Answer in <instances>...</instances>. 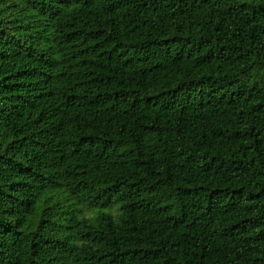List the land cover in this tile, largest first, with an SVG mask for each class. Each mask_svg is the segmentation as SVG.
I'll return each instance as SVG.
<instances>
[{
  "label": "trees",
  "instance_id": "1",
  "mask_svg": "<svg viewBox=\"0 0 264 264\" xmlns=\"http://www.w3.org/2000/svg\"><path fill=\"white\" fill-rule=\"evenodd\" d=\"M0 264H264V0H0Z\"/></svg>",
  "mask_w": 264,
  "mask_h": 264
},
{
  "label": "rangeland",
  "instance_id": "2",
  "mask_svg": "<svg viewBox=\"0 0 264 264\" xmlns=\"http://www.w3.org/2000/svg\"><path fill=\"white\" fill-rule=\"evenodd\" d=\"M86 205V203L82 202L81 204H79L78 206L81 207L82 209L84 208V206ZM96 210H102L100 208H95ZM85 213H88L90 214L89 212H85Z\"/></svg>",
  "mask_w": 264,
  "mask_h": 264
}]
</instances>
